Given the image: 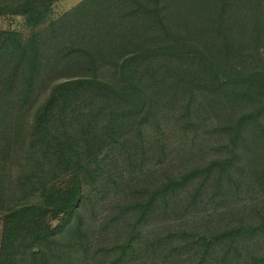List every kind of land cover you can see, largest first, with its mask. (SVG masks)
<instances>
[{"label":"trees","instance_id":"trees-1","mask_svg":"<svg viewBox=\"0 0 264 264\" xmlns=\"http://www.w3.org/2000/svg\"><path fill=\"white\" fill-rule=\"evenodd\" d=\"M58 1L0 0V17L40 28L0 30V264H80L91 242L120 264L187 190L185 215L241 193L242 170L264 194V0H83L53 19ZM239 55L253 57L224 71ZM169 124L220 141L214 157L117 192L93 233L84 206L110 182L108 159L145 155ZM262 234L254 217L206 246Z\"/></svg>","mask_w":264,"mask_h":264},{"label":"rangeland","instance_id":"rangeland-1","mask_svg":"<svg viewBox=\"0 0 264 264\" xmlns=\"http://www.w3.org/2000/svg\"><path fill=\"white\" fill-rule=\"evenodd\" d=\"M82 1H58L53 6L52 18L62 16ZM0 30L18 31L28 38L40 28L28 27L24 17L8 15L0 17ZM252 57L239 55L235 59L225 60L221 66L224 71L239 72L246 63L251 62ZM164 129L165 136L162 140L150 131V144L145 155H133L134 151L126 155L121 151L118 152L119 155L108 159L112 163H107L111 169L110 182L94 199L95 210L88 204L84 206L85 218L93 233L100 232L111 208L129 186L149 185L159 178L163 179L167 173L205 163L214 157L216 146L220 144L215 138L195 136L192 132L182 131L176 124H169ZM242 172L244 185L241 193L236 194L231 190V195L236 196H232L221 206L211 201L185 215L183 208L188 201L189 190L184 192L178 202L179 211L174 212L169 219H158L152 223L143 233L137 249L129 252L120 264H249L251 253H264V234L245 239L231 252L226 251L221 244L215 249H208L206 246L214 240L215 234L237 223H248L254 217L264 218V194L252 182L247 170ZM57 222L55 220L53 224ZM91 244L88 255L77 254L80 264H109L103 254L96 253V243Z\"/></svg>","mask_w":264,"mask_h":264}]
</instances>
